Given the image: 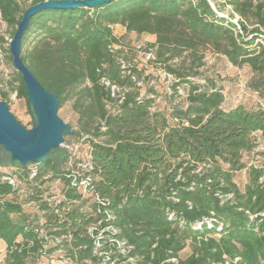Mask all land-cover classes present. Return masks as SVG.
<instances>
[{
  "label": "trees",
  "instance_id": "trees-1",
  "mask_svg": "<svg viewBox=\"0 0 264 264\" xmlns=\"http://www.w3.org/2000/svg\"><path fill=\"white\" fill-rule=\"evenodd\" d=\"M40 1L0 0L10 39L26 8ZM213 1L214 7L209 0H111L30 17L22 60L57 97V107L72 100L76 128L67 124L74 135L104 139L91 140L87 194L65 185L58 203H40L39 217L25 214L10 198L16 188L0 181L5 264H31L61 246L67 264H264V162L243 158L264 139V108L224 109L219 89L187 79L199 75L201 47L208 44L233 65L247 64L264 87V0H224L228 15ZM246 20L253 22L249 34ZM114 24L155 36L156 58L188 84L183 103L151 108L153 97L140 94L141 71L126 65L127 49L114 48L120 45ZM183 52L186 67L185 60L166 63ZM13 89L27 100L19 73ZM6 98L0 89V100ZM18 168L30 183L58 176L49 159L32 178ZM242 169L247 180L239 187L234 174ZM41 228L71 239L43 249ZM100 230L108 237L98 242Z\"/></svg>",
  "mask_w": 264,
  "mask_h": 264
},
{
  "label": "rangeland",
  "instance_id": "rangeland-1",
  "mask_svg": "<svg viewBox=\"0 0 264 264\" xmlns=\"http://www.w3.org/2000/svg\"><path fill=\"white\" fill-rule=\"evenodd\" d=\"M216 3L217 6L221 7V12L224 15L230 13L228 4H224V0H216ZM231 19L233 23L238 24L236 17ZM252 23V20H246L247 34H249L248 30L253 27ZM10 30L11 28L0 19V89L7 94L5 103L8 105L13 117L25 127H31L34 119L27 100L24 97H18L16 91L13 89L18 84L19 72L13 68L11 59L8 58L9 52L6 51L9 47ZM112 31L120 40V45H115L114 48L121 47L127 49L128 61H125L128 64L126 65L141 71L138 82V85H140V94H148L149 97H153V106L151 108L155 106L158 108H168L170 104L183 103L188 84L185 82L178 83V78L166 71L165 63L156 58L155 48L150 45L154 42L155 36L148 33L138 34L133 31H126L120 24H114ZM262 42H264L263 39ZM201 55L202 64L199 68H196L199 75L187 76V79L196 83H206L209 87L219 89L223 95L221 105L224 109H228L239 103H242L247 108H264L263 82L247 64L240 66L233 65L223 54L215 51L208 44L201 47ZM184 60V67H186L190 63L186 52H183L180 57L174 58L166 63L173 62L175 64L173 67H178V64ZM175 83L176 85H174ZM149 88L153 89L152 92L148 91ZM57 114L64 122L70 123L73 129L76 128L78 113L72 107V100H66L61 106H58ZM103 139L104 136L94 137L91 134L77 136L64 133V144L52 149L46 156V159H49L52 161V164L56 165L58 176L54 177L52 173L46 174L37 178L33 183L27 182L20 176L18 163L10 162L9 154L0 146V181H7L2 177L11 175L14 179L16 190L10 198L18 202L21 205L22 211L30 218L39 217V215L45 212V210L39 207L43 200L51 203L52 199H55L58 203V199L62 195L63 187L65 188V185L66 187L71 185L76 187L75 183H78L79 178L81 179L80 173L76 169L77 167L80 168L83 166L78 164L79 162L74 159L84 155L91 145V140L99 142ZM258 142L257 146L250 153L244 154V160L264 162V139ZM72 145L75 149V155H72L73 157L69 155V153H73V150L68 148V146ZM25 167L30 169L33 165L27 164ZM234 180L239 187H242L247 180L245 170L237 171L234 174ZM48 184L47 189L46 186ZM76 191L82 190L78 189ZM83 209L90 211L87 204ZM43 233L47 234L48 232L43 231ZM99 234L97 238L98 242L105 241L104 239L108 237L102 230L99 231ZM42 245L45 246L44 243ZM120 253L123 254V252ZM4 258L5 248H0V264H5ZM116 260L115 263L117 262ZM70 262L69 258L57 254L56 251L52 254L43 253L36 260L32 258L30 263L67 264Z\"/></svg>",
  "mask_w": 264,
  "mask_h": 264
},
{
  "label": "water",
  "instance_id": "water-1",
  "mask_svg": "<svg viewBox=\"0 0 264 264\" xmlns=\"http://www.w3.org/2000/svg\"><path fill=\"white\" fill-rule=\"evenodd\" d=\"M110 1L43 0L29 5L24 11L9 41V52L12 66L23 82L34 121L31 127H25L13 117L8 105L0 100V146L9 154L10 162H17L21 167L37 163L42 168L47 154L63 143L64 133H74L57 114V97L38 81L21 58V38L29 26L30 17L44 9L96 8Z\"/></svg>",
  "mask_w": 264,
  "mask_h": 264
},
{
  "label": "built area",
  "instance_id": "built-area-1",
  "mask_svg": "<svg viewBox=\"0 0 264 264\" xmlns=\"http://www.w3.org/2000/svg\"><path fill=\"white\" fill-rule=\"evenodd\" d=\"M210 2V5L212 7H214V1L213 0H209ZM237 18V20H239V17L238 15L235 14V16ZM238 22V21H237ZM237 25V28L240 29V26H239V23L236 24ZM261 36V39L264 40V34L260 35ZM262 42V40H260ZM263 44V47H264V42H262ZM64 144V143H62ZM68 148L72 149L73 150V153H69V155H71V157H73L72 155H75L74 151L75 149L73 148V145L72 146H68ZM77 148V146H76ZM90 147L88 148V150L84 153V155H81V157H76L74 160L79 162L78 164L82 165L83 167H77L76 170H78L80 173L79 175L81 176V179L79 178V181L78 183H75L76 187H74V185H71L69 186L70 188H73L75 190H78V189H81L82 191H79L82 195H85L87 194V190L89 188V184H90V176L89 174L87 173L89 169H91V164H90V161H89V158H90ZM29 164H32L33 167H31L29 169V178H32L33 176H35L37 170L39 169V166L37 163H29ZM76 166V165H75ZM2 178H4L5 180H7L8 183H10L13 188H15V182H14V179L11 177V176H3ZM68 208V207H67ZM55 211H57V209H55ZM44 222V218L42 216H40L39 218V224H43ZM91 230V227H88L87 228V231L90 232ZM43 229L41 228L40 231H39V235H41L45 240V242L43 241L42 244L44 243L45 246H43V249H45L46 247L50 246V244H53V245H59L63 240H70L71 239V234L70 233H67V234H61V235H56V234H49V233H43ZM45 232V231H44ZM45 234V235H44ZM99 237V235L97 236V238ZM48 240H49V243H48ZM121 251L120 252H123V254L125 253L124 249H120ZM57 251V254H60V255H64L65 254V251L66 249L61 246L59 248H55L54 249V252ZM45 253V252H44ZM62 255V256H63ZM169 260L171 262H176L177 259L175 257H171L169 258ZM223 264H228V261H224Z\"/></svg>",
  "mask_w": 264,
  "mask_h": 264
},
{
  "label": "crops",
  "instance_id": "crops-1",
  "mask_svg": "<svg viewBox=\"0 0 264 264\" xmlns=\"http://www.w3.org/2000/svg\"><path fill=\"white\" fill-rule=\"evenodd\" d=\"M0 248H5V243L0 240Z\"/></svg>",
  "mask_w": 264,
  "mask_h": 264
}]
</instances>
